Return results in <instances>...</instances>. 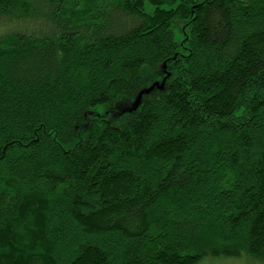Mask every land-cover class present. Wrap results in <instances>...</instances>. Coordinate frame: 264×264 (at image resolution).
Wrapping results in <instances>:
<instances>
[{
	"label": "trees",
	"instance_id": "trees-1",
	"mask_svg": "<svg viewBox=\"0 0 264 264\" xmlns=\"http://www.w3.org/2000/svg\"><path fill=\"white\" fill-rule=\"evenodd\" d=\"M253 258L264 0H0V264Z\"/></svg>",
	"mask_w": 264,
	"mask_h": 264
},
{
	"label": "rangeland",
	"instance_id": "rangeland-1",
	"mask_svg": "<svg viewBox=\"0 0 264 264\" xmlns=\"http://www.w3.org/2000/svg\"><path fill=\"white\" fill-rule=\"evenodd\" d=\"M97 110L102 111V108H97ZM119 110V108H117ZM202 264H264V259H247V260H239V259H207L203 261Z\"/></svg>",
	"mask_w": 264,
	"mask_h": 264
},
{
	"label": "water",
	"instance_id": "water-1",
	"mask_svg": "<svg viewBox=\"0 0 264 264\" xmlns=\"http://www.w3.org/2000/svg\"><path fill=\"white\" fill-rule=\"evenodd\" d=\"M166 68V67H165ZM170 75H167L166 78L163 79L162 82H155L154 84H152L150 87H148L147 89H144L140 95L138 96L133 108L131 110L136 111L138 109V107L141 104V99L143 97V95H149L152 91H154L155 89H159V90H163L164 89V85L166 82L167 77H169Z\"/></svg>",
	"mask_w": 264,
	"mask_h": 264
}]
</instances>
